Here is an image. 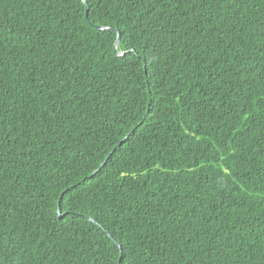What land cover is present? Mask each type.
<instances>
[{"label": "trees", "instance_id": "trees-1", "mask_svg": "<svg viewBox=\"0 0 264 264\" xmlns=\"http://www.w3.org/2000/svg\"><path fill=\"white\" fill-rule=\"evenodd\" d=\"M84 1L0 0V264H264V0Z\"/></svg>", "mask_w": 264, "mask_h": 264}, {"label": "water", "instance_id": "water-1", "mask_svg": "<svg viewBox=\"0 0 264 264\" xmlns=\"http://www.w3.org/2000/svg\"><path fill=\"white\" fill-rule=\"evenodd\" d=\"M83 1V3L85 4V1L84 0H82ZM87 10V7H86V5H85V11ZM98 29H106V27H102V26H99V25H95ZM113 30L117 33V35H116V39H115V41H114V45H116V43L118 42V40H119V31H118V29L117 28H113ZM119 54H121V52H118ZM104 162V161H103ZM103 162L101 163V165L103 164ZM100 165V166H101ZM58 208V207H57ZM57 212H58V216H60V214H59V210L57 209ZM89 220H91L90 218H89Z\"/></svg>", "mask_w": 264, "mask_h": 264}]
</instances>
